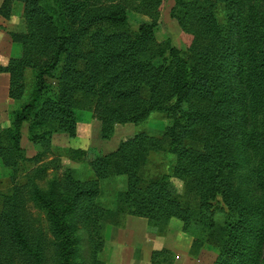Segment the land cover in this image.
Listing matches in <instances>:
<instances>
[{"label":"trees","instance_id":"trees-1","mask_svg":"<svg viewBox=\"0 0 264 264\" xmlns=\"http://www.w3.org/2000/svg\"><path fill=\"white\" fill-rule=\"evenodd\" d=\"M113 1L3 0L0 6V16L8 19L13 3H20L25 21L24 33H8L20 54L0 65V73L9 75L8 97L18 102L9 126L0 130V162L12 184L0 193V264H13L15 253L26 264H44L45 248L31 244L23 228L25 199L48 218L57 264H71L78 253L76 227L87 233L93 264H102L97 258L105 228L123 226L126 216L146 219L158 235L179 220L183 232L199 233L191 256L205 246L217 250L211 264H258L243 248L250 232L258 236V226L247 217L235 176L242 115L248 105L264 114V0H174L170 15L187 38L184 49L170 40L156 43L163 0H142L153 17L138 23ZM84 111L100 121L105 140L116 125L144 123L153 112L171 124L162 135L138 131L106 154L67 149L64 158L89 166L87 178L64 164L63 156L51 160L60 175L58 202L30 178L19 179L22 167L38 159L25 156L22 125L40 131L30 138L33 143L49 147L53 134L77 135ZM245 135L251 150L262 154L258 173L264 177V123ZM152 153L173 158L166 173L145 174ZM121 176L125 187L113 203L100 202V182ZM173 262L167 249L151 253L150 264Z\"/></svg>","mask_w":264,"mask_h":264},{"label":"rangeland","instance_id":"rangeland-1","mask_svg":"<svg viewBox=\"0 0 264 264\" xmlns=\"http://www.w3.org/2000/svg\"><path fill=\"white\" fill-rule=\"evenodd\" d=\"M141 1L114 0L113 4L121 6L128 13L131 21L138 23L149 21L153 17L147 14V8L144 7V4H141ZM173 5L174 0L162 1L156 19L154 35L156 43L170 40L174 47L184 49L187 38L181 34L177 21L170 15ZM12 8V16L16 20H20V23L13 27L15 31H7L4 28V32H1L3 37L0 35V54L1 52L5 53L4 57L7 54L9 55V45L13 43L8 33L25 32V21L21 15V4L14 2ZM20 28L21 32L16 30H20ZM1 43L5 45V48L1 46ZM12 46L20 50V45L13 43ZM26 78L28 88H30L32 82L30 74ZM4 99L2 82L0 81V130L9 126L10 113L18 106V102L7 103ZM263 123L264 114L261 111L253 110L248 105L246 112L242 115L241 128L244 137L242 139L243 144L238 149L240 168L235 176V188L246 203L247 217L250 223L258 226V236H252L250 232L243 244V248L247 253L256 256L258 264H264V177L258 173L261 168L262 154L251 150V147L245 141L247 136L245 134L253 129H261ZM170 124L171 121L163 114L153 112L144 123L138 125L130 123L116 125L113 136L105 140L101 136L100 121L94 118L91 112L84 111L79 112L78 132L75 137H69L63 133L53 134L49 147H46L41 141H38L37 144L31 141L30 138H32L33 134L39 135L40 131L36 129L31 131L29 122H25L21 129V147L27 158L37 156L38 159L22 167L19 172V179L22 182H27L30 178V181L35 183L45 196L53 197L58 202H62V188L59 185L60 175L53 170L54 167L50 164L51 160L63 156L61 159L64 164L73 167L80 178H87L92 176L89 166L85 163H76L64 158L67 149H83L89 151L91 155H94V153L106 154L113 151L123 139L138 131L162 135ZM172 159L165 153H152L145 167V174L153 176L166 173L172 164ZM9 177L10 171L0 162V193L9 191L12 185ZM174 184L178 190H181L182 183L179 180L175 179ZM100 187V202L111 204L114 201L116 192L124 189L125 177L121 176L115 180H103L100 182ZM127 217L129 216L125 217L124 224L121 227L110 224L106 226L104 247L97 258L102 264H150L151 253L161 249H167L172 252L173 264H211L217 254V250L214 247L205 246L202 253L197 257L191 256L189 252L190 246L193 238L199 233L193 228L189 232H183V225L177 219H172L167 231L163 235H158L148 230L147 222L144 218L134 216L136 219H127ZM21 218L29 242L31 244L41 242L42 247L45 248L44 264H57L58 259L53 244V237L48 231V218L45 213L32 201L25 199L21 210ZM72 222L77 226L76 221L73 220ZM74 235L79 238V247L77 246L79 250L72 257L71 264H93L86 231L81 227H76ZM149 252L151 253L148 254ZM13 264L26 263L22 256L15 253Z\"/></svg>","mask_w":264,"mask_h":264},{"label":"crops","instance_id":"crops-1","mask_svg":"<svg viewBox=\"0 0 264 264\" xmlns=\"http://www.w3.org/2000/svg\"><path fill=\"white\" fill-rule=\"evenodd\" d=\"M2 2H3V0H0V6H1ZM19 23H20V20H16V18H14V16H10V18H8V19H4L0 16V33L4 30V28H6L7 31H15V29L13 27ZM16 30L21 32V28H20V30H18V29H16ZM2 33L0 35H2V37H3ZM12 44L13 43H11V45H9V50H10L9 55L7 54V56L4 57L5 53L1 52L0 56H2V58H0V65H6L10 57L18 56L20 54V50L13 48ZM1 46L4 47L5 45L3 43H1ZM18 51H19V53H18ZM0 81L2 82V91H3V96L5 98L4 100L7 103H10V102L14 103V100H12L8 97L9 75L7 73H0ZM130 218L136 219L134 216L127 217V219H130ZM140 220H142V219H140ZM126 225H128V224L126 223ZM150 253L151 252H149L148 254H150Z\"/></svg>","mask_w":264,"mask_h":264}]
</instances>
